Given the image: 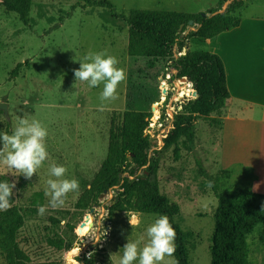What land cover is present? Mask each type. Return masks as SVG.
I'll use <instances>...</instances> for the list:
<instances>
[{
    "label": "rangeland",
    "instance_id": "rangeland-1",
    "mask_svg": "<svg viewBox=\"0 0 264 264\" xmlns=\"http://www.w3.org/2000/svg\"><path fill=\"white\" fill-rule=\"evenodd\" d=\"M113 1L115 6L110 9L84 6L82 0H33L29 23L23 22L17 12L8 11L0 3V102L9 105L8 114L0 109V132L11 134L14 124L25 115L39 119L48 129L46 144L49 152L48 159L30 180L3 164H0V176L16 182L14 203L25 207L36 192L42 191L45 195L52 164L66 166V177L79 181L78 191L68 194L62 208L49 207L43 216L39 215L38 206L48 204L50 199L45 196L44 203L27 212L25 223L16 236L17 244L30 255L28 264H74L76 261L82 264L79 256L83 253L92 257L89 264H119L126 237L131 234L133 239L143 236L141 247L147 243L146 229L160 214L117 211L114 220L109 221L108 206L120 191L118 188L99 193L96 201L78 213L75 232L79 237L75 247L59 250L47 242V236L60 232L64 222L72 217L78 198L90 187L105 160L113 112L146 110L151 112L148 131L153 138V149L158 151L161 192L171 202L180 204L181 210L176 218L183 228L194 232L188 243L190 264H211L210 245L218 198L214 190L207 187L208 180L201 175L193 151L184 138L179 141V156L174 145L164 146V138L175 114L183 109L184 96L191 95V84L177 76V70L170 65L171 59L136 57L128 52L129 22L113 12L129 14L134 7L156 6L130 0ZM259 3L264 0H247L241 13L264 12ZM199 7L173 10H208L203 8L204 5ZM184 22L187 24L184 33L188 35L195 24H189L187 19ZM210 45L188 38L182 50L176 48L175 55L190 50H209ZM89 51H106L114 55L119 61L118 67H123L126 72V79L117 89L118 99L105 102L102 110L99 96L103 84L89 88L86 82H79L78 89L73 87L74 69L80 67L76 60L83 61ZM19 62L23 65L18 75L13 76L12 70ZM214 103V100L208 102L210 108ZM220 115L213 110L210 119L200 118L196 126L197 150L212 173L219 171V166L217 161L209 159L210 149L204 143L210 140V135L213 142L221 136ZM228 162L223 158L221 167L228 166ZM108 166L123 172L117 162L109 161ZM235 166L233 163L232 167ZM246 174L238 167L232 175L223 176L220 188H251ZM149 175L150 170L144 167L133 177H137L141 185H146ZM52 216L61 222L54 223ZM133 216L139 221L135 229L129 223ZM248 241L249 264H264V223L255 224ZM110 254H114L112 260ZM168 261L177 264L175 255L166 257ZM4 262V258L0 260V264Z\"/></svg>",
    "mask_w": 264,
    "mask_h": 264
},
{
    "label": "trees",
    "instance_id": "trees-1",
    "mask_svg": "<svg viewBox=\"0 0 264 264\" xmlns=\"http://www.w3.org/2000/svg\"><path fill=\"white\" fill-rule=\"evenodd\" d=\"M84 6H106L112 9L111 0H82ZM219 0L217 6L207 11L186 12L179 10L134 7L129 14L113 12L115 16L124 17L129 22L128 52L136 57L154 59L169 58L170 65L177 70L179 78L185 77L196 95H185L183 109L175 114L172 126L164 138V146H175V153L180 155L179 141L184 138L193 154L199 171L208 181H214V190L218 204L214 210V230L211 237V264H249L250 245L248 235L257 223H264V193L254 191L248 186L220 188L224 175H232L229 169H221L216 173L209 171L204 159L196 147L197 122L200 118L210 119L212 111L222 113L231 91L227 84L225 65L217 52L210 50H190L179 56L176 48L181 50L186 40L192 38L198 43L210 40L217 46L218 35L226 30L239 26L242 16L239 9L247 0ZM8 11H15L21 20L29 23V15L33 0H0ZM76 5H74L75 7ZM191 19L195 29L185 34V19ZM191 24V25H193ZM22 62L12 70L18 75ZM214 100V107L208 102ZM214 118V116H213ZM107 156L97 171L91 185L76 202V211L64 222L60 232L47 236L51 246L63 250L75 247L79 235L75 232L77 216L93 201L99 193L118 188L115 199L108 206L107 219L114 220L117 211H139L166 214L176 231L174 253L177 264H190L189 239L194 232L185 229L177 220L181 207L171 202L161 192L159 182V157L154 150V142L149 133L151 112L128 109L123 112L114 111L111 115ZM158 150V149H157ZM117 162L123 172L108 166V162ZM148 168L153 179L146 185L138 183L133 177L142 168ZM249 176H253L248 174ZM10 181L7 176H0V182ZM11 182V181H10ZM11 200V208L0 212V260L2 264H28L30 255L17 244L16 236L24 225L28 211H34L37 204L45 202V195L38 191L29 198L27 207L15 204ZM54 223L61 219L51 217ZM82 264H89L90 255L79 256ZM107 264V263H98Z\"/></svg>",
    "mask_w": 264,
    "mask_h": 264
},
{
    "label": "crops",
    "instance_id": "crops-1",
    "mask_svg": "<svg viewBox=\"0 0 264 264\" xmlns=\"http://www.w3.org/2000/svg\"><path fill=\"white\" fill-rule=\"evenodd\" d=\"M111 1L115 5V2ZM130 1L150 3L158 9L170 10L189 6L200 9L201 5L209 9L213 7L210 5L219 2V0ZM258 6L264 7V3H259ZM241 8L240 25L221 32L217 38L218 45L209 47L210 51L217 52L223 59L231 98L220 115L221 136L213 142L210 135V140L204 144L210 149L209 159L217 161L219 170L229 169L233 173L239 167L247 173L252 190L264 193V12L246 14L241 13ZM207 42L210 43V40ZM220 142L221 145H218ZM223 158L229 161L225 168L221 167ZM233 163L237 166L232 167ZM248 174L253 176L248 177Z\"/></svg>",
    "mask_w": 264,
    "mask_h": 264
},
{
    "label": "clouds",
    "instance_id": "clouds-1",
    "mask_svg": "<svg viewBox=\"0 0 264 264\" xmlns=\"http://www.w3.org/2000/svg\"><path fill=\"white\" fill-rule=\"evenodd\" d=\"M76 60V59H75ZM78 69H74L75 83L77 88L79 82H86L89 88L98 87L103 84L99 99L101 110L105 102L118 99L117 89L121 82L126 79V72L123 67H118V59L106 51H89L83 58ZM67 94V93H66ZM48 137L47 127L39 119L25 115L14 124L11 134L0 132V164L14 169L15 173L31 179L37 170L48 159L46 138ZM67 168L64 165L52 164L49 168V179L45 196L50 197L48 204L38 206V214L43 216L49 207L52 209L62 208L69 193L78 191L79 181L75 178H67ZM17 175V176H19ZM214 181H208L207 187H214ZM16 182L5 180L0 182V211L11 208L13 190ZM207 205L205 204V207ZM129 223L135 229L139 221L136 217H130ZM147 243H141L143 236L137 239L131 236L126 237L127 243L122 247L123 253L119 264H170L166 257H172L176 251V231L170 223L166 214L160 215L146 229ZM114 254H110L112 260ZM79 264V261L74 262Z\"/></svg>",
    "mask_w": 264,
    "mask_h": 264
},
{
    "label": "water",
    "instance_id": "water-1",
    "mask_svg": "<svg viewBox=\"0 0 264 264\" xmlns=\"http://www.w3.org/2000/svg\"><path fill=\"white\" fill-rule=\"evenodd\" d=\"M229 2H230V0H228L226 2V6L228 5ZM187 22L189 24H193V21L191 19H189V18H187ZM182 79L183 80H187V78H185V77H182ZM191 95H196V92L195 91H191ZM8 108H9V105H8L7 102H0V109L4 110L6 114H8ZM152 179H153V174L150 173L148 182H151ZM84 224H85V222H84Z\"/></svg>",
    "mask_w": 264,
    "mask_h": 264
}]
</instances>
